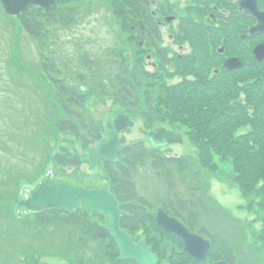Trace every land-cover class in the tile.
<instances>
[{"label": "rangeland", "instance_id": "1", "mask_svg": "<svg viewBox=\"0 0 264 264\" xmlns=\"http://www.w3.org/2000/svg\"><path fill=\"white\" fill-rule=\"evenodd\" d=\"M75 6L82 10L80 21L72 25L71 28L60 27L52 30L58 36L52 39L51 43H46L42 47L24 34L21 42L19 41L18 45H14V48L9 50L5 46L4 28L0 23V191L6 194L0 204V233L17 237L9 249L23 247L22 249H25L23 254L18 256L29 255L30 257L37 254L40 256L54 254L69 260L71 258L77 264L80 260L79 257L83 256V258H89L90 260L99 252L96 255L99 260L94 261L92 264H116L119 258L114 250L115 253L111 252V259L105 256L106 239H90L83 233L82 224H74L70 220H58L54 221L51 230L50 228H43L42 233L38 234L26 226L27 221L22 222L17 219L6 221L10 218L5 215L7 209L12 216H15L14 209L17 207V202L23 199L21 192L23 190L32 191L37 184L41 183L40 180L38 183H35V181L39 179V172H44V165L47 160L45 154L50 153V155L55 156L63 148L60 144L61 141L65 139L73 140L69 135L59 134L56 129L57 125L55 123L62 119L58 116L64 117V113L60 106L55 104L59 98L54 89L53 81L42 70L44 58H51L55 62L56 71L60 75L55 74L59 79L64 80L69 86H73L78 92L84 93L87 100L92 99L89 106L75 105L73 110L82 114L86 122H99L103 125L108 123L110 125L111 117L117 111L126 110L115 105L113 96L101 95L104 90L97 86L99 84L107 86L110 83L105 91H111L112 93L111 80L123 75L125 69H135L139 73L142 72L141 85L144 87L138 92V97L142 100V108L138 113H133L130 116L135 126L126 130L122 135L127 146L138 142H145L148 145L149 131L146 129L145 120L141 117V113L146 110L145 93L149 90V92L155 91L157 95L165 89H163L164 85L169 88L184 85L182 84L183 75L180 73V64L177 61L172 67H167L164 73L165 77L162 78L163 80L166 79L167 83L162 85L164 81L160 82L162 79L159 77V72L153 66L151 67L155 60L153 58V61L149 59L152 52H146L145 45H141V39L130 30L133 20L130 16L128 3L123 0H82ZM183 6L187 7L186 4ZM0 10L2 12V9ZM2 18L5 17L2 15ZM174 27L175 32L179 34L182 32L178 23ZM161 29H163L167 40L164 48L170 51V56L181 55L180 47L184 43H180L177 39L172 41L167 38L166 34H169V30H171L169 26L164 25ZM248 43L251 47L256 44L254 41ZM196 46L194 45V48ZM194 50L192 55L190 54V58L197 60L200 57V51ZM2 62L4 63L2 64ZM246 64L248 65L247 61ZM188 66H192L191 70L196 74L198 73L199 65L189 64L186 68ZM246 68L247 73L239 75L238 80H228V78L224 80L221 78L219 82L208 84V86L214 89L216 85H219L221 90L225 88L226 94H229L232 86L240 85L243 87L244 84L254 81V76L257 74L258 76L261 75V78L264 77V66L260 68L262 70L260 71L254 61ZM210 71L211 69L208 72ZM191 77L195 80L194 82L200 80L199 75L195 76L196 78ZM188 85L186 84V86ZM199 93L203 99L209 102H212L211 97L217 95L210 89H200ZM242 97H245L244 93ZM205 106L209 107L206 104ZM165 111L166 109H163V112ZM158 127L170 128L167 124H159L156 128ZM171 130L182 133L185 143L165 150V155L174 157H189L190 155L197 157L199 155L202 144L199 146L196 142H203L195 137L192 140L189 136L190 129H185L180 125V128ZM18 141H24L25 143H19ZM78 148H80L79 145ZM212 160L217 164L216 170L211 171L202 167L200 174L197 171V177L191 174L174 172L170 179L173 188L168 185L169 182L162 172L156 173L147 167L134 176L138 183V191L143 198L149 199L151 209L154 210L151 212L155 217L163 200L175 198V196L190 198L189 190L192 189L198 192L200 190L204 196L202 194L203 197L198 196L202 200L207 197L212 202H207L209 209L212 210L215 205H218L228 210L232 217L229 221L223 216L224 219L212 217L213 220L204 216L202 220L209 223L200 226L202 228L207 227L216 234L220 232L226 238L235 242L242 241V251L248 252L247 255H250L251 264L260 263L257 254L259 260L263 261L264 264V244L260 243L259 238H257L264 230L262 212H259L258 208L253 210L252 205H256L260 198L253 202L251 195L245 196L239 186L232 184L229 180V172L232 169L231 159H222L214 155ZM50 171H53L51 166L48 167L46 175ZM73 171L74 169L68 170L67 175H70ZM79 171V179L83 180L84 183L94 182L96 178L101 179L105 173L104 168L92 172L86 164L80 166ZM87 174L91 176L87 178L85 176ZM26 175H28L27 180L30 183H25L22 187L19 184L15 186V183L5 185L11 183L12 179H18ZM4 194L0 193L2 197ZM65 215L60 217L66 218ZM88 220L90 223L101 224L98 216H91ZM151 232L154 235L152 238L157 240V243L154 240L153 243L157 245L158 253H163L165 249L168 251L163 262L171 264V261H173L175 264H191L188 262L186 254L183 253V247L179 242L172 238L163 237L162 232L158 230ZM52 235L55 236V240ZM137 237L143 241L146 239L144 231L139 232ZM52 243H57L59 249L55 248ZM79 243L81 246L80 253L76 257V246ZM4 248L5 245L0 248V251H3Z\"/></svg>", "mask_w": 264, "mask_h": 264}, {"label": "trees", "instance_id": "2", "mask_svg": "<svg viewBox=\"0 0 264 264\" xmlns=\"http://www.w3.org/2000/svg\"><path fill=\"white\" fill-rule=\"evenodd\" d=\"M123 1L128 3V7L130 6L131 0ZM137 1L133 0L134 3ZM79 2L82 0H75L70 4L60 3L57 12L46 13L40 12L38 9H31L29 14L23 16L20 21L9 18L0 10V23L4 28L5 46L9 50L14 48V45H18L19 41L21 42L24 34L32 38L40 47L46 43H51L52 39L58 36L52 30L60 27L71 28L72 25L80 21L82 10L75 6ZM73 4L75 5L73 6ZM2 15L5 17L4 19ZM42 68L55 85L54 89L60 100L55 104L60 106L64 113V117L59 114L58 117L62 119L55 123L59 134L69 135L79 142L82 151L97 146L106 137L104 125L99 122H86L82 114L73 110L75 105L89 106L92 99L87 100L84 93L78 92L73 86H69L64 80L59 79L55 73L59 75L60 73L56 71L55 62L51 58H44ZM260 76L255 75L254 81L244 84L243 87L240 85L230 87L231 92L229 94H226L225 88L221 90L219 85L213 89L203 82H194L191 86L180 85L175 88L164 85L163 89H165L161 90L160 94L156 95L155 91L149 92V90L145 93L146 110L141 113V117L146 122L147 131L154 130L159 124H167L171 129L180 128V125L185 129H190V138L193 140L195 137L203 142L194 140L199 146L202 144L197 157L191 155L189 157H174L165 155L164 151L152 150L145 142L133 143L122 152L118 161L101 164L100 167L105 169L101 179L96 178L94 182L84 183L83 180L79 179V167L84 162L75 157L69 148H61V151L55 156L50 155V153L45 154L47 160L44 165V172H39V179L35 183L44 178L50 166L58 178L70 179L88 189L95 188L107 181L120 201L122 211L126 212L122 221L123 227L135 237L139 232L144 231L146 239L148 238L153 244L151 236L154 235L151 231L158 230L154 214L151 212L154 210L151 209L149 199L140 195L138 183L134 176L140 170L149 167L156 173L162 172L169 182L168 185L173 188L170 179L176 171L197 177V173L200 174L202 167L211 171L216 170L217 164L212 160L215 155L222 159H231L232 169L229 172V180L232 184L238 185L245 196L251 195L253 202L260 198L256 205H252L253 210L258 208L259 212H262L264 223V79ZM142 77L143 75H139L135 69L127 68L123 75L111 80L112 93L105 91L110 83L107 86L99 84L97 87L104 90L101 95L113 96L115 105L126 110L124 112L131 116L133 113H138L142 108V100L138 97V92L144 87L141 85ZM207 88L217 94L211 97L212 102L203 99L199 93L200 89L209 90ZM243 93L245 97H242ZM204 103L210 108L206 107ZM54 108L57 110L55 106ZM163 109L166 111L163 112ZM18 142L25 143L24 141ZM46 166L48 167L46 168ZM71 169H74L73 173L67 175L68 170ZM85 176L89 178L91 175ZM27 179L28 175L22 176L18 179H12L11 183L5 185L15 183V186L19 184L22 187L25 183H30ZM18 180L20 181L16 182ZM189 191L190 198L181 196L168 198L160 203V207L169 215L182 221L189 230L211 241V253L206 262L201 264H213L217 261H225L229 264H251L250 255H247L248 252L242 251V241L235 242L220 232L216 234L213 230L200 226L209 223L202 220L204 216L212 220V217H224L230 221L232 219L230 212L218 205H215L212 210L209 209L207 202L212 203L209 198L206 197L202 200L198 196H204L200 190L199 192L192 189ZM0 193L4 194L1 191ZM3 197L5 198L6 194ZM64 213L66 218L60 217ZM54 214L57 216L53 219L54 221L70 220L74 224H82L83 233H86L87 236L92 239H106L105 256L111 259V252L117 249L116 245H113L111 235L104 227L103 218H100L101 224H94L89 222L88 219L91 217L84 211L67 213L57 210L54 211ZM257 238H259L260 243L264 244V230ZM167 252L158 253L157 251L161 261L165 259ZM257 258L259 264H263V261L259 260L258 254ZM187 260L191 264H197L188 258ZM116 264H119V261Z\"/></svg>", "mask_w": 264, "mask_h": 264}, {"label": "flooded vegetation", "instance_id": "3", "mask_svg": "<svg viewBox=\"0 0 264 264\" xmlns=\"http://www.w3.org/2000/svg\"><path fill=\"white\" fill-rule=\"evenodd\" d=\"M240 1L241 0H138L134 3L133 0H131L130 6L128 7L130 8V16L133 20L130 30L141 39V45H145L146 52H152L149 59L152 60L153 58L155 60H152L153 63L151 67L153 66V68L157 69L161 79L165 77L164 73L166 72L167 67H172L177 61L180 64V73L183 75L182 84L184 85L194 83L195 80L191 76L195 77L197 75L200 76V80L198 81L207 85L219 82L221 78L224 80H226V78H228V80H236L239 75L247 73L245 69H247L246 67H248L253 61L256 63V66L260 71H262L260 68L264 66V61H260L255 55V51L258 47L263 46L264 44V33L250 35L252 29L258 26V19L255 15L250 16L246 14L241 7L242 2L240 3ZM175 2L176 4H174ZM256 2L258 3L260 11L264 12L263 0H256ZM185 4L187 7L183 6ZM242 4L249 8L254 6V4L248 0ZM177 23L179 24V29L182 31L180 34L175 32L174 26ZM164 25L171 28V30H169L170 33L166 34L167 38L172 41L177 39L180 43H184L181 44L180 47V51H182L181 55L172 57L170 56V51H168L167 48H164V44L167 42L164 31L161 29ZM253 41L256 44L251 47L248 42L252 43ZM194 45L197 46L194 48ZM194 49L200 51V57L197 58V60L190 58L193 51H195ZM189 58L193 60H190ZM230 60L235 61V66L236 64H240L241 67L229 70L226 67V64L230 62ZM246 61L248 62V65L246 64ZM189 64L199 65V69L197 68L199 74H196L191 70L192 66L186 68ZM210 69L211 71L208 72ZM137 73L139 75L142 74V72L139 73L138 71ZM262 78L264 79V77ZM162 81H164L162 85L167 83L166 79H162L160 82ZM125 114L128 115L126 112ZM107 126L112 127L109 123ZM124 132L121 134V143L127 145L122 138ZM79 147V149H81L80 145ZM5 215L10 218L9 220L5 219L6 221H13L15 219L21 220L22 222L27 221L26 226L30 227V229H33L34 232L38 234L42 233L41 230L43 228H50L51 230L54 224L53 219L57 217L54 214V211H47L43 214L24 215V217L19 219L17 216H12L7 209L5 210ZM125 216L123 218H125ZM102 218L104 223L105 219L104 217ZM123 218L121 219V222L123 221ZM121 226L125 232L129 233L136 239V242H144L152 247L153 253L159 258V264H170L160 260V256L157 253V245L155 244L157 243L156 239L151 236V239L155 241V243L151 244L148 238L143 241L139 239V237H135L123 227V222ZM157 229L163 233V237L169 239L172 238L179 242L183 247V253L186 254L187 258L193 263H205L208 259L207 257L205 261L202 262L193 260L188 253L185 252L183 242L173 235H166L160 227H157ZM84 234L86 235V233ZM52 236L55 240V236ZM87 237L92 239L90 236ZM15 239H17L15 235L11 236V234L0 233V248H3L4 245L6 248H4L3 251H0V264H47L45 260L48 258L58 259L65 262V264H76L71 258L69 260L68 258L54 254L43 256L37 254L31 255L30 257L29 255L18 256L22 255L25 249H22L23 247L9 249ZM112 242L113 245H116L117 250L115 252L119 258V264H136L135 261L130 259L122 260L118 245L113 238ZM52 245L59 249L57 243H52ZM76 247L75 256L77 257L80 253V243ZM164 251L167 252L166 249ZM98 253L99 252H97L93 258H90V260L89 258H83V256L79 257L80 260H78L77 264H92L94 261H98L99 257L96 256ZM213 264H217V262Z\"/></svg>", "mask_w": 264, "mask_h": 264}, {"label": "water", "instance_id": "4", "mask_svg": "<svg viewBox=\"0 0 264 264\" xmlns=\"http://www.w3.org/2000/svg\"><path fill=\"white\" fill-rule=\"evenodd\" d=\"M74 0H0V5L4 13L12 18L21 20L23 16L29 14L31 9H38L40 12H57L59 3L67 4ZM246 0H241L244 3ZM251 1L254 6L251 8L241 3L242 9L248 15H255L258 19V26L253 28L250 35L264 33V12L258 8L256 0ZM257 59L264 61V44L255 51ZM235 61L230 60L226 67L238 69L240 64L234 65ZM113 128L106 127L107 138L99 142L96 148L81 153L72 140L61 141V146L69 147L76 157L86 162L91 171L99 170L101 162H115L119 154L125 149L121 143V133L127 129H132L135 123L130 118L117 111L111 118ZM153 150H165L171 146L184 144L183 135L168 128H157L150 132L147 139ZM23 199L18 202L16 208L17 215H35L46 213L52 210H63L66 212H76L85 210L89 216L98 215L105 217L106 229L111 234L113 240L118 245L122 260H133L136 264H159V258L153 253V248L144 242H136V239L122 229L121 219L125 212L121 211V203L110 189L108 182H102L95 189H84L71 182L55 179V172L50 173L42 179V182L34 187L32 191L23 190ZM155 221L166 235L177 237L184 244V250L197 262L205 261L211 250V243L204 240L198 234L188 231L186 226L174 217L169 216L163 209L156 215ZM48 264H65V262L54 258L45 260ZM217 264H229L217 262Z\"/></svg>", "mask_w": 264, "mask_h": 264}]
</instances>
